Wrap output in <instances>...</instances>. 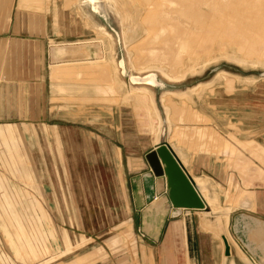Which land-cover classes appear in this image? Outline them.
I'll list each match as a JSON object with an SVG mask.
<instances>
[{"label":"rangeland","instance_id":"rangeland-1","mask_svg":"<svg viewBox=\"0 0 264 264\" xmlns=\"http://www.w3.org/2000/svg\"><path fill=\"white\" fill-rule=\"evenodd\" d=\"M18 2L5 10L21 30L43 25V68L0 65V264H152L126 179L158 139L207 181L220 238L236 216L264 225V0Z\"/></svg>","mask_w":264,"mask_h":264},{"label":"crops","instance_id":"crops-1","mask_svg":"<svg viewBox=\"0 0 264 264\" xmlns=\"http://www.w3.org/2000/svg\"><path fill=\"white\" fill-rule=\"evenodd\" d=\"M9 1L0 0V65L7 69L3 73L38 74L41 76L43 68V25L41 22L35 21L30 30L26 24L21 30L19 23L15 22L14 18H10L9 12L5 10V4ZM25 2L28 0H19L18 5L21 7ZM52 54L54 57L60 56V48L52 49ZM14 57L21 58L23 61L12 63L10 59ZM6 58L9 59V62L6 61ZM1 89L4 90L0 88V91ZM0 111L4 112V110ZM164 141L172 149L174 148V152L176 151L175 146L167 140ZM158 142L148 148L145 153L154 148ZM182 151L183 157L179 156L178 153L177 155V151L175 154L180 157L178 159H181L180 162L182 161L186 173L194 180L196 190L204 202L209 203L212 209V204L207 200L196 180L198 177L202 179L204 177L190 173L186 167L187 154L183 149ZM131 163L132 168L128 170V173L132 175H127L126 179L128 204L130 206L129 216L133 222L137 220L141 224L143 209L160 196L157 194L162 190V178L151 175L152 171L146 159L137 158ZM154 195L157 196L150 201ZM196 210L198 209L182 208L177 210V208H172L163 227L156 232V236H148L152 243L151 249H148V252H151L152 264H264V225L259 223V220L254 218L252 220L244 215L235 217L232 230L233 237L230 235L233 243L225 235L230 245V254L225 255L223 240L215 231L218 228L211 224V220L207 216L212 210L202 211L199 226L187 225L189 215L195 213ZM222 215L223 213H217L216 217H222ZM165 223L166 226L164 227ZM214 234L221 239V244L215 242Z\"/></svg>","mask_w":264,"mask_h":264},{"label":"water","instance_id":"water-1","mask_svg":"<svg viewBox=\"0 0 264 264\" xmlns=\"http://www.w3.org/2000/svg\"><path fill=\"white\" fill-rule=\"evenodd\" d=\"M131 79L136 82H146L149 80V76H132ZM145 159L152 171L151 175L162 178V190L157 194L160 196L142 211L141 225L144 227L147 236H156V232L163 227L164 221L170 215L172 208L208 211V204L204 202L196 190L194 180L186 173L184 166L166 141H159L154 148L146 152ZM157 195H154L150 201L155 199ZM158 201H160L159 203H161L163 209L160 210L159 214L150 217ZM149 221L152 227L147 229L146 224ZM222 240L224 254L229 255L230 245L226 236L223 235Z\"/></svg>","mask_w":264,"mask_h":264},{"label":"bare ground","instance_id":"bare-ground-1","mask_svg":"<svg viewBox=\"0 0 264 264\" xmlns=\"http://www.w3.org/2000/svg\"><path fill=\"white\" fill-rule=\"evenodd\" d=\"M79 3L77 2V7H79ZM115 6V5H114ZM79 9H82L81 7H79ZM117 9V8H116ZM82 11V10H81ZM84 16H86L87 17V14L86 15H84ZM139 16V15H138ZM88 18V17H87ZM140 18V17H139ZM89 22H90V20H89ZM95 22V21H94ZM94 22H90L91 24H92V26H93V28L94 29H96L100 34H106V35H108L107 37H109V38H112V35L111 34H109L106 30H105V27L102 25V24H100V23H94ZM133 25V24H132ZM127 28V27H126ZM125 32V31H124ZM135 33V32H134ZM126 34H127V32H126ZM134 36V35H133ZM134 38V37H133ZM132 40V39H131ZM130 40V41H131ZM111 43H112V41H111ZM115 54H114V51L112 50L111 51V54H110V60L112 61V62H114V64H117V62L116 61H114L115 59H114V56ZM234 59L235 60H238V61H240V62H245V63H247L246 62V60L245 59H242V58H239V57H234ZM210 62H208V64H209ZM206 64V62L205 63H203V64H199V66H198V69H201L204 65ZM207 64V65H208ZM116 66V65H115ZM118 67V66H117ZM117 67H116V74L115 75H117L118 74V69H117ZM152 67H154V66H152ZM115 68V67H114ZM159 70H160V72L161 73H163L165 76H167L168 78H177V77H173V76H171V75H169V73H167L166 72V70H164V69H162V68H159ZM192 71H196V70H194V68H189V69H187L186 71H184V72H182L181 73V75L180 76H182V75H184L185 73L187 74V72H192ZM115 72V71H114ZM185 74V75H186ZM185 75L184 76H182V77H185ZM116 78V77H115ZM117 79V78H116ZM117 82H119L118 80H116ZM148 82H152V80H151V78L149 77V80H148ZM121 85H123L122 83H119V84H117V86L118 87H121L122 88V86ZM205 85V84H204ZM203 87V86H202ZM129 90H132V92L131 93H129L130 95H132V94H142V95H146L145 94V92H147V90L148 89H146V87L145 86H142V87H140V86H138V87H129ZM148 93V92H147ZM183 95V94H182ZM181 95V96H182ZM125 96V95H124ZM147 96H149V95H147ZM128 97V96H127ZM148 98V97H147ZM124 100V99H123ZM165 100V99H164ZM150 101L151 100H149V103H150ZM152 102V101H151ZM152 104V103H151ZM166 107H167V105H166ZM169 111V110H168ZM155 111H154V109H153V113H154ZM154 115V114H153ZM159 126H160V124H159ZM161 127V126H160ZM160 131V130H159ZM156 139H158V134H157V136H156ZM159 140V139H158ZM157 140V141H158ZM174 149V148H173ZM177 151V152H176ZM176 154L178 153L179 154V156H181V157H183V151H181L180 150V148H177L176 149ZM177 154V155H178ZM178 156V157H179ZM180 158V157H179ZM181 160V159H180ZM182 162V161H181ZM196 180H197V182H198V184L201 186V188H202V190H203V193L205 192V194H207V196L209 195V187H208V185H207V181H205V179L203 180L202 178H200V177H198V178H196ZM213 194V193H212ZM212 194H210L209 195V197H207L208 199L207 200H209V202L212 204V205H214V204H217V203H215L216 202V196L214 197V196H212ZM216 195V194H215ZM160 201H158L157 203H156V207H155V209L152 211V213L150 214V217H152V216H155L156 214H159L160 213V210L162 211V209H163V207H162V205H161V203H159ZM208 205H209V203H208ZM210 206V205H209ZM211 208V207H210ZM222 208V207H221ZM229 208H231V206L229 207ZM225 209V208H224ZM212 210V209H211ZM211 210H209V211H211ZM218 210H219V208H218ZM230 210H232V209H230ZM214 211H215V209H214ZM225 213H226V211H225ZM224 213V214H225ZM228 213V212H227ZM226 217L227 216H224V218H223V220H225L226 219ZM203 218H204V216H203ZM241 219H243V218H241ZM204 220H206V219H204ZM258 220V219H257ZM226 221L227 220H225V223H226ZM220 222H221V220H220ZM222 223V222H221ZM256 223V222H255ZM213 224V223H212ZM262 224H263V222H262ZM206 225V224H205ZM204 225V226H205ZM255 225V224H254ZM208 226V225H207ZM259 226H261V225H259ZM152 226H151V222L149 221L147 224H146V228L147 229H149V228H151ZM224 227V226H223ZM211 228V227H210ZM213 228V227H212ZM207 229V228H206ZM209 229V228H208ZM216 231V233H219L217 230H215ZM222 232V231H221ZM221 235H222V233H221Z\"/></svg>","mask_w":264,"mask_h":264}]
</instances>
